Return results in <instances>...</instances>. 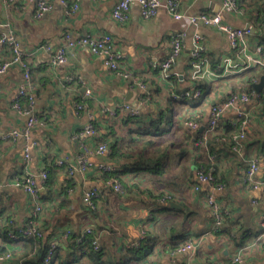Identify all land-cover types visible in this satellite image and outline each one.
Here are the masks:
<instances>
[{"label": "crops", "instance_id": "0c3cea01", "mask_svg": "<svg viewBox=\"0 0 264 264\" xmlns=\"http://www.w3.org/2000/svg\"><path fill=\"white\" fill-rule=\"evenodd\" d=\"M117 1L69 0L67 8L60 0H52L53 9L37 19L33 2L0 0V34L11 30L21 42L32 70L33 110L40 117L31 137L37 144L31 150L30 162L25 161L24 139L0 141V225L10 224L17 230L27 225L33 215V202L15 181L27 171L40 173L46 162L62 159L73 171L59 170L51 187L54 198L43 199L44 210L39 216L45 242L48 239L62 246L61 264L229 262L238 254L244 260L242 264H264V186L255 187L245 180L250 162L256 159V179L264 182L262 103L252 98L242 105L250 121L240 152L232 149L227 138L213 137L225 135L228 124L238 123L236 110L224 115L225 127L208 135L204 148L196 142L205 128L202 131L180 125L193 118L199 119L201 128L206 126L213 103L233 91H255L253 83L260 81L263 68L251 64V68L231 75L200 78L204 84L202 98H189L187 91L200 89L192 78L197 42L205 47V68L218 74L227 59L239 63L238 68L246 64L231 47L227 35L212 27L192 24L187 18L177 20L165 7L146 19L138 2L131 7L129 20L121 23L112 15ZM237 1L240 6L236 12L225 11L224 0H180L179 9L186 17L200 12L221 13L233 26H252L251 52L264 59L263 32L254 24L264 0ZM74 2L79 5L75 11L71 8ZM178 32H186L183 52L167 77L161 64L170 55L172 36ZM67 33L73 39L86 34H110L123 55L122 68L133 72L138 82L112 71L103 55L93 54L87 47H68L66 61L54 64L55 51L67 47ZM45 44L49 50L43 47ZM259 47L263 50L259 51ZM12 57L6 46L0 47V61ZM22 83L23 70L18 64H12L7 73L0 75V132L21 128L27 121V116L13 107ZM87 89L91 90L90 95H86ZM82 101L87 103L86 108L79 109ZM125 105L131 108L126 109ZM131 109L137 113L132 114ZM129 116L131 119H123ZM155 119L158 127L150 126L149 122ZM89 123L94 124L95 132L81 135ZM236 130L240 131L241 126ZM101 140L112 146L115 142L120 151L114 150L112 155L97 153ZM150 140L153 142L147 144ZM85 147L91 150L85 153ZM139 153L140 167L135 165ZM82 154L87 156L89 168L80 167ZM101 164L112 165L111 171L118 173L126 187L124 193L113 190V178L103 174ZM202 168H213L224 187L200 182L197 173ZM90 188L101 191L98 210L93 214L87 213L84 203V193ZM48 191L42 185L41 195ZM208 193L226 212L220 227L215 225L206 203ZM164 194L171 195L168 202L158 200ZM87 227H92L101 243L99 258L68 245L66 232L72 230L71 234L82 236ZM146 237L153 246L148 252L137 248ZM18 240H0L13 254L0 260V264H45L37 256L38 246L26 253L27 241ZM188 240L194 247L178 250Z\"/></svg>", "mask_w": 264, "mask_h": 264}, {"label": "built area", "instance_id": "2783aa9c", "mask_svg": "<svg viewBox=\"0 0 264 264\" xmlns=\"http://www.w3.org/2000/svg\"><path fill=\"white\" fill-rule=\"evenodd\" d=\"M6 3L14 2V0H2ZM26 2H33L35 6V17L37 19L42 18L45 14L50 12L53 9L52 0H25ZM67 8L69 7V0H60ZM138 2L140 6V12L142 17L148 19L152 18L159 12L160 8L165 7L168 12L173 15V17L177 20H182L183 18H187L192 24L195 25H203L212 27L214 29L220 30L224 32L230 42L231 47L236 50V52L244 58L243 61L246 63L244 66L238 68V64H233L230 59H227L225 67L220 74L212 71L208 68L207 62L202 60L203 54L205 51V47L196 43L195 50L193 51V57L195 59L194 68L192 72L193 79L204 78L205 76L219 77V76H227L231 75L234 72H238L243 69L251 68V64L255 66L262 67V72L264 73V60L261 57H256L250 49L249 38L252 34V26L246 27H236L229 23H227L221 13H209V12H200L194 14L192 16L186 17L185 13L181 12L179 9L180 0H118L113 7L112 15L113 17L121 22L126 23L130 17V9L132 5ZM79 7L78 2H74L71 7L74 11ZM223 9L228 12H236L239 10V4L237 0H224ZM186 32H178L172 36V48L170 55L162 62L161 69L162 73L169 77L171 75V71L181 56L184 47V40ZM65 39L67 42V47H59L52 57V62L54 64L64 63L67 58V48L68 47H87L93 54L103 55L105 64L114 72H118L123 75L125 78L132 80L133 82H138L136 75L133 72L122 68V53L117 50L114 38L110 34H102V35H93L86 34L80 38L73 39L72 36L67 33L65 35ZM197 39H201L200 35H197ZM6 46L13 57L10 60H2L0 61V75L5 74L9 71L12 64H18L23 70V83L20 87L19 97L15 100L13 107L19 113L27 116V121L25 125L21 128H13L5 132H0V141L5 139H24V157L25 161L28 163L31 160V150L33 146L37 144L36 141L31 139L33 130L39 123V116L33 110L34 97L32 95V90L34 88L32 81V70L29 61L26 59V55L21 48V42L17 35L10 31L3 32L0 34V47ZM47 50L50 49V46L45 44L43 46ZM260 51L261 48L259 47ZM145 87L144 84H141ZM91 90H86V95H90ZM201 89H194V91H187L185 95L189 98L193 99H201L202 97ZM261 94H264V89L261 93H257L256 91L249 92L247 90L241 91H233L227 98L224 100L216 101L210 109L209 119L207 121L204 135L200 137L196 144L204 148L206 146V140L208 135L217 132V128L223 120L224 115L230 110H236L238 112V119L241 121V130L239 132H235L231 135L230 138H227L231 141L232 149L240 152L244 146V140L246 138L245 127L250 121V117L242 110V105L244 103L249 102L252 98H258ZM24 96H27L29 99L28 105L25 107L20 103V99ZM84 106V107H83ZM86 108V104L78 105V108ZM124 108L130 109L129 105H125ZM132 114H136L137 111L131 109ZM180 125L184 127H188L194 130L201 129V122L198 119L188 118L183 120ZM203 127V126H202ZM95 132V127L93 123H89L83 131H81V135L83 134H92ZM223 138V137H222ZM225 138V137H224ZM226 139V138H225ZM91 148L85 147V153L90 151ZM95 151L100 154H109L110 148L107 143H100L96 147ZM215 158V155H213ZM65 161L60 159L58 160V164L61 165ZM79 165L83 169L89 168L91 164L89 163L87 156L82 154L79 158ZM100 170L102 171H110L113 169L110 164H101ZM259 170V164L256 159L250 162V166L248 167L245 180L252 185L256 186H264V182H259L256 179V174ZM70 171H73V168L70 167ZM198 179L200 182L209 183L214 187L223 188L224 184L219 183L216 175L210 171H205L204 169L198 170ZM48 178V173L46 170H42L38 174H33L31 172H25L21 177H19L15 184L16 186L25 190L31 197L33 202V215L28 221L27 225L19 230L21 234L27 237H43V229L41 227L42 221L40 219V214L44 210V202L42 200L41 188L44 186L45 181ZM113 190L117 193H124L125 188L121 181L115 177L112 179ZM198 189L199 186L196 185ZM101 191L97 188L87 189L84 193V203L87 209L90 210H98V203L96 199L100 197ZM207 205L210 207L211 212L215 218V225L220 227L225 218L226 212L218 203V201L214 198V196L208 193L205 197ZM167 200L162 199L161 202H166ZM87 234L93 233L92 227H87L84 231ZM69 231L66 232L68 235ZM10 236L12 239L17 240L20 237V234L17 232H11ZM96 248L100 246L98 237L93 241ZM4 245L0 242V248ZM193 242L191 240L186 241L178 247V250H187L193 248ZM13 256L12 252L5 251L0 254V260L9 259ZM53 247L47 252V255L44 259L45 264L51 263L53 259ZM243 258L240 254L235 255L229 262H219V261H202L199 263H189V264H242ZM59 264V263H55Z\"/></svg>", "mask_w": 264, "mask_h": 264}, {"label": "trees", "instance_id": "16d2710c", "mask_svg": "<svg viewBox=\"0 0 264 264\" xmlns=\"http://www.w3.org/2000/svg\"><path fill=\"white\" fill-rule=\"evenodd\" d=\"M239 3V1H238ZM240 6V4H239ZM258 10V9H257ZM257 16L255 17V27L259 28L262 30L263 32V35H262V39H261V43L264 44V8H260L256 14ZM263 50V48L261 49ZM262 58V57H261ZM12 59V58H11ZM263 59V58H262ZM264 60V59H263ZM196 80L197 82V88H200L201 89V86L204 87V84L202 85V81H200L201 79H194ZM251 82V81H249ZM251 91H254L253 88H251L250 92ZM172 99H174L173 97H171ZM175 100V99H174ZM258 102L261 104L262 103V107L264 109V94H261L258 98H257ZM28 103H29V99H27ZM26 101V98H21L20 99V103L25 106L27 104H25ZM79 104L81 105H84V104H87L86 102H80ZM26 107V106H25ZM84 107V106H83ZM83 107L81 109H83ZM138 116V115H137ZM135 116V118L137 117ZM40 118V117H39ZM127 118H130L131 119V116L129 117H124L123 119H126ZM199 120V119H198ZM158 124H159V121H156V119L154 121H151L149 122V125L150 126H156L158 127ZM239 126H241V121L238 120V123H236L234 126L232 125H227V128H226V133L225 135H213L214 139L216 140H220L222 137H225V138H230L231 135L233 133H235L239 128ZM224 126V124L221 122L220 125L218 126L217 129L221 130ZM239 132V131H237ZM168 141H171L170 138H166ZM107 143L109 148H110V155L113 154L114 150L119 152L120 149H118L117 147V144H115V142L113 143V146L107 141V140H101L100 143ZM153 141H147V144L148 143H152ZM174 142V141H173ZM231 143V141H230ZM232 146V144H230ZM133 147V146H132ZM130 156H132V154H130ZM138 159L135 163L136 166H141V162H142V154L139 153L138 154ZM143 165V164H142ZM159 166V165H157ZM64 168H67L69 171H70V167L69 165L67 166V164L64 162L62 163L61 165L58 164V162H56L55 160H52L51 162H46L45 163V166H44V170L47 171L48 173V178L47 180L45 181L44 183V186L47 187L49 189V191L47 192V194H45L44 196H42V200L44 199L45 201L48 200H52L54 197L51 195V187H53V185L55 184L56 182V177L58 175V172L59 170L61 169H64ZM138 168V167H137ZM214 168V167H213ZM212 168V172L216 175L217 177V174L215 173L214 169ZM203 169V168H202ZM205 171H210V170H206L204 169ZM103 174L108 177V178H115L117 177L118 179H120L118 177V173L117 172H114V171H103ZM218 178V177H217ZM121 183L123 184L122 180L120 179ZM125 190H126V187L125 185L123 184ZM50 192V193H49ZM171 197V195H159V199L158 200H161V199H165L167 200L166 202H168V198ZM100 198V197H99ZM96 199V202L98 203V199ZM161 198V199H160ZM43 200V202H44ZM56 206L58 207V203L56 204ZM161 206V205H160ZM87 209V208H86ZM87 213H95L97 211L95 210H90V209H87L86 210ZM26 226V225H25ZM24 226V227H25ZM23 228V227H22ZM43 228V227H42ZM16 228H14L13 226H11L10 224L7 225V226H1L0 225V240H3V239H9L11 238L10 236V233L11 232H18L19 230H15ZM72 231V230H71ZM71 231L69 232L68 234V237H67V242H68V245L70 247H72L73 249H76L77 247L78 248H81L83 250H87L89 252V254L92 256V257H96V258H99L101 255H102V249H101V243H100V246L98 248L95 247L93 241L96 240V238L98 237L95 233H90V234H87L86 232H83V235L81 236H78L76 234H71ZM43 237H38V236H33V237H27V236H24V234H21L20 232L18 234H20V237L18 238L20 241H27L28 243V250L26 251V253H28V251L30 249H32L33 247L35 246H38V257L40 259V262L42 263L47 255V252L53 247V259L51 261V263L49 264H55L56 262L61 264L62 262V258H63V255H62V250H61V247L62 246H59L53 242H49V240L47 239V241L45 242V237H46V234H45V229H43ZM80 238V239H79ZM148 237L146 238H143L140 243H139V247L137 246V248H140V249H145L146 252L150 251L151 249H153V246L152 244H149V239L147 240ZM78 239L80 240V242H78ZM18 240V241H19ZM6 251V248L5 247H1L0 248V254L1 253H4ZM110 264H122V262H118V261H113V262H110ZM124 264V263H123Z\"/></svg>", "mask_w": 264, "mask_h": 264}, {"label": "water", "instance_id": "95a60500", "mask_svg": "<svg viewBox=\"0 0 264 264\" xmlns=\"http://www.w3.org/2000/svg\"><path fill=\"white\" fill-rule=\"evenodd\" d=\"M249 25H247V27H248ZM253 29V28H252ZM253 87L255 88V91L257 92V93H261L262 92V90L264 89V73L262 74V76H261V79H260V81L259 82H255V83H253ZM215 103V102H214ZM213 103V104H214ZM203 129H204V126L201 128V130L203 131ZM172 205H174V203L172 204Z\"/></svg>", "mask_w": 264, "mask_h": 264}]
</instances>
